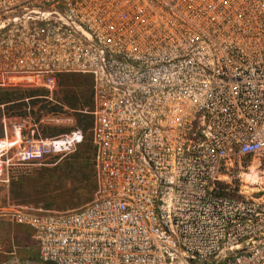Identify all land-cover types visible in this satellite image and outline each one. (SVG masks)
Returning <instances> with one entry per match:
<instances>
[{
	"label": "built area",
	"instance_id": "1",
	"mask_svg": "<svg viewBox=\"0 0 264 264\" xmlns=\"http://www.w3.org/2000/svg\"><path fill=\"white\" fill-rule=\"evenodd\" d=\"M68 75L92 80L94 197L1 209L41 262L264 264V0H0V89ZM3 123L5 183L84 142Z\"/></svg>",
	"mask_w": 264,
	"mask_h": 264
},
{
	"label": "rangeland",
	"instance_id": "2",
	"mask_svg": "<svg viewBox=\"0 0 264 264\" xmlns=\"http://www.w3.org/2000/svg\"><path fill=\"white\" fill-rule=\"evenodd\" d=\"M29 113V109L14 108L13 113L4 119L7 124H13L21 118L25 119ZM32 118L35 120L34 116ZM25 124L27 127L30 125L28 121ZM40 125L57 127L64 133L79 129L76 118L66 113L62 116L60 124H54L45 119ZM80 130L84 134L83 143H90L93 147L91 131ZM4 137L3 123L0 140ZM74 154L75 152L69 156H50L41 165L29 168L10 167L9 183L0 181V216L7 199L20 204L27 203L26 206L31 207L36 214L73 210L92 201L95 190L82 188V185L78 184L73 169L67 164ZM51 202L55 203V206L47 210L45 205ZM6 219L8 221H0V264H45L39 259L38 248L32 235L18 230L19 225L13 223L8 217Z\"/></svg>",
	"mask_w": 264,
	"mask_h": 264
},
{
	"label": "trees",
	"instance_id": "3",
	"mask_svg": "<svg viewBox=\"0 0 264 264\" xmlns=\"http://www.w3.org/2000/svg\"><path fill=\"white\" fill-rule=\"evenodd\" d=\"M47 97L48 94L44 90L0 89L1 132H3L4 118L13 113L14 108L22 110L25 108L29 109L32 117H35L36 123H40L45 116L66 113L76 118L77 128L83 129L84 131L91 130L93 125V117L91 115L93 109V93L90 77L79 75L63 76L59 82V89L54 94L52 100L47 99ZM65 108L68 109L67 112L64 111ZM39 130L47 137L64 134V131L61 129L49 125H40ZM67 164L73 169L75 177L79 182L78 184H81L82 188H93L95 190L94 148L90 143H82L77 148L75 154L70 157ZM21 205H27V203L24 202ZM54 206L55 203L51 202L47 203L45 208L50 210Z\"/></svg>",
	"mask_w": 264,
	"mask_h": 264
},
{
	"label": "crops",
	"instance_id": "4",
	"mask_svg": "<svg viewBox=\"0 0 264 264\" xmlns=\"http://www.w3.org/2000/svg\"><path fill=\"white\" fill-rule=\"evenodd\" d=\"M0 221H2V222H3V221H8V219H6V216L1 215V216H0ZM17 229L20 230V231H23V232L26 233L27 235H29V234L32 235L31 231H30L28 228H26V227H23V226H20V225H19V227H17Z\"/></svg>",
	"mask_w": 264,
	"mask_h": 264
}]
</instances>
